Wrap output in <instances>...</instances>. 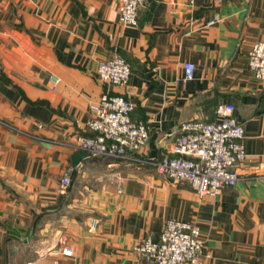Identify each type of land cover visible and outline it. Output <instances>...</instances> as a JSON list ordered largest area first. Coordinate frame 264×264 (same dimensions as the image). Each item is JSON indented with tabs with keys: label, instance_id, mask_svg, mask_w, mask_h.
<instances>
[{
	"label": "crops",
	"instance_id": "obj_1",
	"mask_svg": "<svg viewBox=\"0 0 264 264\" xmlns=\"http://www.w3.org/2000/svg\"><path fill=\"white\" fill-rule=\"evenodd\" d=\"M118 3L0 0V264H154L133 245L167 219L200 229L203 254L186 264H264V80L248 66L264 42V0H145L135 26L118 21ZM115 54L128 83L104 86L97 64ZM105 90L133 103L147 143L132 158L90 155L74 167L88 152L76 138L93 135L89 104ZM221 102L244 127L235 186L200 196L144 163L180 122L215 120ZM109 176L123 178L121 191Z\"/></svg>",
	"mask_w": 264,
	"mask_h": 264
},
{
	"label": "built area",
	"instance_id": "obj_2",
	"mask_svg": "<svg viewBox=\"0 0 264 264\" xmlns=\"http://www.w3.org/2000/svg\"><path fill=\"white\" fill-rule=\"evenodd\" d=\"M144 1L119 0L118 21L124 25H137L138 11ZM187 2L192 4L193 0ZM248 66L258 80H264L263 41L251 45ZM183 69V80L191 79L194 64L185 63ZM96 73L104 86H125L130 77V68L124 58L115 54L100 60ZM51 79L54 84L57 82L55 76ZM89 109L90 117L86 125L93 135L78 136L76 140L90 155L132 158L147 143V126L143 121L130 117L133 103L123 95L105 90L97 101L89 104ZM234 110V104L221 102L215 107L216 119L213 121L193 119L180 122L166 144L165 153L144 163L172 184H188L200 196L215 197L224 188L235 186L239 181L238 166L248 153L244 145V127L235 117ZM70 179L71 169L68 168L60 178L61 192L70 186ZM109 179L116 180L117 190L121 191L123 178L109 176ZM96 224V220H91L89 230H94ZM203 246L197 225L167 219L157 238L151 235L141 238L133 245V252L154 264H186L199 261ZM59 252L70 255L72 248L63 245Z\"/></svg>",
	"mask_w": 264,
	"mask_h": 264
},
{
	"label": "water",
	"instance_id": "obj_3",
	"mask_svg": "<svg viewBox=\"0 0 264 264\" xmlns=\"http://www.w3.org/2000/svg\"><path fill=\"white\" fill-rule=\"evenodd\" d=\"M90 154L88 152H79L76 153L73 157H72V165L75 167L78 165V163L81 161V159L89 157Z\"/></svg>",
	"mask_w": 264,
	"mask_h": 264
},
{
	"label": "trees",
	"instance_id": "obj_4",
	"mask_svg": "<svg viewBox=\"0 0 264 264\" xmlns=\"http://www.w3.org/2000/svg\"><path fill=\"white\" fill-rule=\"evenodd\" d=\"M145 2V1H144ZM144 5V4H143ZM139 12V11H138Z\"/></svg>",
	"mask_w": 264,
	"mask_h": 264
}]
</instances>
